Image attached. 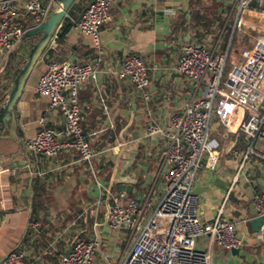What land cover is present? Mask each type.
I'll return each mask as SVG.
<instances>
[{
  "label": "crops",
  "instance_id": "crops-1",
  "mask_svg": "<svg viewBox=\"0 0 264 264\" xmlns=\"http://www.w3.org/2000/svg\"><path fill=\"white\" fill-rule=\"evenodd\" d=\"M226 1L111 0V19L100 30L99 52L91 36L72 27L57 39L55 58L60 62L90 61L98 53L101 58L96 78L79 90L81 124L96 156L91 162L66 150L54 157L35 156L25 147L42 117L46 127L64 137L59 113L49 106L48 97L34 90L45 68V60L40 59L15 107L17 139L0 138V261L7 252L18 249L26 264H59L75 239L101 230L92 264L119 263L125 253L119 249L122 237L104 225L105 209L100 205L89 216L85 208L95 200L114 199L120 185H130L128 198H134L153 179L160 143L157 136L145 135L146 127L166 124L191 94L189 83L167 67L177 59L183 36L193 34L197 24L201 27L198 36H205L210 25L221 23ZM216 2L212 10L211 4ZM84 5L77 0L69 16L78 18ZM126 53L139 56L150 67L147 101L131 82L113 72ZM6 80L7 70L0 73V90ZM214 126L210 135L218 146L206 157L195 180L197 214L206 226L222 208L221 217L235 223L243 242L237 253L210 242L206 235L196 239V246L207 252L211 264H264V242L254 239L244 221L253 214L252 195L264 189V162L250 156L239 176L237 168L234 174L226 170L217 177L221 156L229 160L236 147H246L247 140L238 130ZM120 137L128 142L129 151L117 159ZM234 155L239 167L241 156ZM240 178L246 182L247 196L233 194V185ZM102 188H109L110 194ZM31 219L39 223L36 230L29 226Z\"/></svg>",
  "mask_w": 264,
  "mask_h": 264
},
{
  "label": "built area",
  "instance_id": "built-area-1",
  "mask_svg": "<svg viewBox=\"0 0 264 264\" xmlns=\"http://www.w3.org/2000/svg\"><path fill=\"white\" fill-rule=\"evenodd\" d=\"M82 1L86 4L89 0ZM53 3L54 0H0V73L7 70L12 52L19 51L26 30L45 20ZM224 4L221 23L210 25L205 36H198L201 27L197 24L193 34L183 36L177 59L167 67L189 83L191 94L166 124L146 127L145 135L157 136L160 143L153 179L134 198H128L127 191L120 189L114 199L95 200L85 208L93 216L102 205L106 228L123 236L127 244L133 240L118 264H211L207 252L196 246V239L205 235L226 250L239 251L242 246L235 223L221 217L222 208L209 225L202 223L194 190L199 169L218 146L210 138L214 120L246 136L245 149L236 147L234 151L241 156L238 176L250 156L264 162V36L256 37L250 48L238 50L235 58L229 59L233 33L239 31L240 13L254 9L264 14V0H227ZM111 14V0H94L80 18L67 12L64 20L67 18L73 29L91 36L99 52L100 30ZM64 20L41 55L45 68L34 86L35 92L48 97L49 106L59 113L64 137H57L42 117L39 129L24 144L35 156L54 157L66 150L77 154L81 161L91 162L96 151L81 124L79 90L85 82L96 78L101 58L99 53L84 62H60L55 58L57 33ZM230 20L233 24L228 27ZM229 28L231 35L224 42ZM149 71L142 58L126 53L113 72L131 82L147 101ZM116 148L119 159L129 151V144L120 137ZM102 189L110 194L109 188ZM251 205L253 214L245 217L246 222L264 216V189L254 192ZM29 226L36 230L39 223L31 219ZM252 234L256 241L264 242V224ZM101 236L98 230L88 238L75 239L59 264H92ZM0 264H26L24 253L12 249Z\"/></svg>",
  "mask_w": 264,
  "mask_h": 264
},
{
  "label": "water",
  "instance_id": "water-1",
  "mask_svg": "<svg viewBox=\"0 0 264 264\" xmlns=\"http://www.w3.org/2000/svg\"><path fill=\"white\" fill-rule=\"evenodd\" d=\"M76 0H54L44 21L26 30L23 43L18 52H12L14 61L7 67V80L0 92V138L17 139V117L15 107L22 95L26 83L30 79L50 37L64 20L67 12ZM89 0L81 9L78 18L84 10L93 3ZM20 60H17V58ZM7 132V134H4ZM121 189L131 190L130 185H120ZM252 231H257L264 224V216H257L248 220ZM237 253L238 249H231Z\"/></svg>",
  "mask_w": 264,
  "mask_h": 264
},
{
  "label": "rangeland",
  "instance_id": "rangeland-1",
  "mask_svg": "<svg viewBox=\"0 0 264 264\" xmlns=\"http://www.w3.org/2000/svg\"><path fill=\"white\" fill-rule=\"evenodd\" d=\"M216 5H218L217 2L211 4L212 10L215 9ZM213 19H214V17H213ZM214 23H216V22H214ZM216 24L218 25V23H216ZM232 24H233V22H232V20H230V22H228L227 26L229 27V25L231 26ZM237 28H239V31L236 30L233 33V37H232V41H231V47H230L231 51L229 53V59L235 58L236 52L238 50H241L244 48H250L252 46L253 41L256 39V37L264 36V14L258 10H254V9H244L238 17ZM227 30L228 31L225 33L224 42H227L228 38L231 35V28H229ZM228 66H229V63L227 64L226 68ZM216 122H217L216 120L212 121L210 130L213 129V126H214V124H216ZM214 127H218V129H220V130L224 129V128H222L223 126L221 124L215 125ZM210 138H212L211 135H210ZM240 147L242 150L245 149V146H243V147L240 146ZM231 155L232 156L230 158H227L229 160H226V159L224 160V157L221 156L218 172L216 173L217 177L219 176L218 174L223 173L226 170L230 171L229 174H234L236 172V170L238 168V158H235V155L233 152L231 153ZM226 184L229 185V182L226 181ZM245 184H246V182L243 178H240L239 181H236L233 185V188H232L233 194H238V192H239L240 194L247 196V193H248V192H246L247 185L245 186ZM206 216L209 217L210 215L208 214ZM241 227H242V225H240L238 227L239 231L241 230L240 229ZM132 241H131V243H132ZM131 243L127 244V241L125 239L123 241V236H122L121 242L119 243L120 251L123 252V251L127 250L128 249L127 247L129 245H131Z\"/></svg>",
  "mask_w": 264,
  "mask_h": 264
},
{
  "label": "trees",
  "instance_id": "trees-1",
  "mask_svg": "<svg viewBox=\"0 0 264 264\" xmlns=\"http://www.w3.org/2000/svg\"><path fill=\"white\" fill-rule=\"evenodd\" d=\"M70 27H71V23L66 18L62 26L60 27L59 32L57 33V38L61 39Z\"/></svg>",
  "mask_w": 264,
  "mask_h": 264
}]
</instances>
